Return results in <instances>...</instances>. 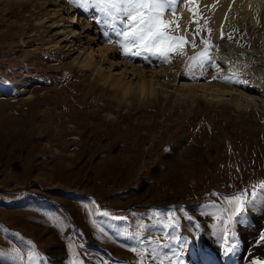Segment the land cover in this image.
<instances>
[{
    "label": "rangeland",
    "instance_id": "374dc122",
    "mask_svg": "<svg viewBox=\"0 0 264 264\" xmlns=\"http://www.w3.org/2000/svg\"><path fill=\"white\" fill-rule=\"evenodd\" d=\"M255 6L253 23L190 2L211 32L163 62L122 55L115 36L98 57L93 10L74 6L73 36L51 0H0V264H171L177 237L194 225L209 259L227 227L229 242L235 234L227 264L264 262V205L227 224L224 211V197H250L264 181V73L254 70H264V0ZM182 18L181 34L196 29ZM209 36L218 46L210 56L227 58L229 70H186ZM90 46L95 57L84 66ZM130 63L153 70L154 91L142 99H123L101 80L107 71L133 78ZM195 81L213 83V93L182 97L181 85Z\"/></svg>",
    "mask_w": 264,
    "mask_h": 264
},
{
    "label": "snow or ice",
    "instance_id": "6c2138e0",
    "mask_svg": "<svg viewBox=\"0 0 264 264\" xmlns=\"http://www.w3.org/2000/svg\"><path fill=\"white\" fill-rule=\"evenodd\" d=\"M190 2L197 3L198 0H69L79 9L85 12L91 11L90 18L100 27L102 35L107 39L108 43H112L110 34L117 37L115 43L121 50V54L126 57L142 56L145 60L149 56L161 59L163 62L170 60V54L176 53L184 55V46L191 45L196 47L195 39L187 40V35L193 37L200 34V31L211 32L207 27V19L202 17L198 10L189 7L188 11L191 15L189 23H196V29L189 33L185 28L183 34L179 27L178 8L188 5ZM173 19H166L168 14ZM203 19L204 27L201 29L199 21ZM225 33L221 30L220 38H224ZM231 39V36L227 37ZM201 44L204 45L201 51L194 53L189 57L186 64V70L191 71L194 68L204 69L207 64L211 63L210 50L218 46L211 44L210 36L201 38ZM219 67L218 65H213ZM203 75V71H201ZM233 76L219 77L226 82L231 80ZM192 78H196L193 74ZM217 77H213L215 79ZM246 83V81H239ZM258 189L261 191L258 193ZM228 201V207L224 209L227 213L225 223L232 221L237 214L243 213L246 206L254 202L264 205V181L259 182L252 188L251 196L247 194V190H243L229 197H224ZM239 219V217H237ZM199 225H194L192 233L187 236L177 237L179 241L180 253L178 258L171 264H227L229 254L235 248V234L233 239L228 241L229 230L227 227L223 231L224 240L219 242L218 254L215 259H209L207 253L200 246V233L197 231ZM138 242L143 244L144 241L137 237ZM264 242V232L260 233V240L257 243ZM137 252V248L131 249ZM144 251H147L145 248ZM185 252H190L192 259L186 261ZM142 254V253H141ZM253 264H264L259 259L253 261Z\"/></svg>",
    "mask_w": 264,
    "mask_h": 264
},
{
    "label": "bare ground",
    "instance_id": "6f19581e",
    "mask_svg": "<svg viewBox=\"0 0 264 264\" xmlns=\"http://www.w3.org/2000/svg\"><path fill=\"white\" fill-rule=\"evenodd\" d=\"M51 1L53 2V4H56L58 9H62V11H60V13H62L61 17L65 18V19H67V21H69V23L67 25L69 26V29L72 31V35L76 36L79 29H76V27L71 25V22H73L75 19H76V23H78L77 19L80 18V17H78V13L76 11V8L71 3H67L66 0H51ZM213 1L214 0H207V3L214 8L215 13H217L216 14L217 16H220L221 18H225V17L229 16L230 14L237 13L239 15V17L242 18V20L251 19V21L254 23V22H256V15H255L256 6L255 5L258 4V2H262L263 0H215L214 3H213ZM202 2H203V0H202ZM227 3L231 4V7L229 8V10H226V8H225ZM195 4H197V3H195ZM189 7H190V3L188 5L179 7L177 10L178 16L180 18L188 17L190 15L189 11H188ZM166 17L170 20L172 19L170 13ZM185 18H182V20L185 21ZM178 21L180 22V19ZM180 23H182V22H180ZM81 26H83V25H81ZM96 33H97V31H95V34ZM110 36L114 37L115 35L110 34ZM101 37H102V39H101L102 43L100 45L101 47H98V50H99L98 57L100 55L103 56L104 55L103 51L109 49V47H110V45H109L110 43L107 42V39L103 35ZM86 38L88 41L92 40V38H90V37H86ZM190 39L198 40L199 38L197 36H195V37L191 36ZM221 44L222 43H220V45ZM214 45H217V44H214ZM90 47L91 48H89L88 56L81 63L84 66L91 64V62L93 61L94 53H96V50L94 49V47H92V46H90ZM231 47H232V45H231ZM220 56H222L221 53H220ZM216 59L218 61H220V63H217L215 61ZM216 59H215V57H211V64L210 65L212 67V70H214L213 74H217V72L215 70L218 69V67H215L213 65L222 66L224 64V66L221 67V68H223L222 69L223 71L229 70L228 68H230L232 65V63L231 64L227 63L226 62L227 58L225 59V58H223V56L218 57ZM261 65H262L261 67L264 69V64L262 63ZM129 68H130V70L132 72L131 74H133V78H135V80H133L132 76L125 77L124 74H121L120 72H116L115 74H111L110 71L105 72L103 74V76H101V80L104 83H108L115 90V92L117 91L120 94L121 98H123V99L129 97L130 95H136L139 99H142L148 93H152L154 91L153 85L155 83L153 80L154 75L152 74L150 77H148L146 72L149 71L152 73L153 70L143 69L139 66L136 67L132 63H130ZM257 68L258 69H254V70H256V74H258L260 76L261 72L264 73V70L261 71V69H259L260 67H257ZM247 72H249V71H247ZM217 85L219 86V83ZM212 86H214L213 83H210L208 85V84H206V82H203V81L184 83L181 85V87H182L181 96L182 97H193V96L198 95V94H200V95L208 94L209 95V94L213 93V91H212L213 87ZM254 87H255V90L257 92H259L258 85L254 84L253 88ZM225 89H226V87H225ZM228 89L229 88H227V90ZM238 92H239V90H238ZM240 92L242 93V90ZM237 104H239V103L237 102ZM172 249L173 248L171 247V250ZM57 255L58 256L61 255L60 252H58ZM238 260L240 262V259H238ZM234 262H235V260H234ZM239 264H241V263H239ZM247 264H253V263L247 262Z\"/></svg>",
    "mask_w": 264,
    "mask_h": 264
}]
</instances>
